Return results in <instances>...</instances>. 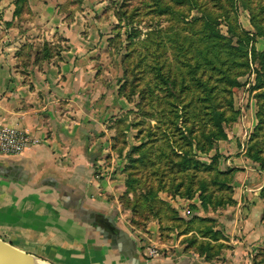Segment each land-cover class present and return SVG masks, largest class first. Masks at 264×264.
<instances>
[{
	"label": "crops",
	"instance_id": "0c3cea01",
	"mask_svg": "<svg viewBox=\"0 0 264 264\" xmlns=\"http://www.w3.org/2000/svg\"><path fill=\"white\" fill-rule=\"evenodd\" d=\"M103 5L27 0L16 14V0H0V127L33 140L19 154L0 153V237L51 264H248V242L264 234V178L238 176L236 203L215 210L197 196L158 193L187 220L217 219L231 245L218 260L186 247L194 230L162 231L157 218L139 225L123 203L126 153L137 139L133 127L124 142L118 131L135 105L119 92L121 53ZM240 160L245 175L261 172L243 153Z\"/></svg>",
	"mask_w": 264,
	"mask_h": 264
},
{
	"label": "trees",
	"instance_id": "16d2710c",
	"mask_svg": "<svg viewBox=\"0 0 264 264\" xmlns=\"http://www.w3.org/2000/svg\"><path fill=\"white\" fill-rule=\"evenodd\" d=\"M162 1L155 0V6H159L155 9L163 11L173 6V2L164 0L161 8ZM188 2L189 10L196 8L202 12L201 16L193 17L191 11L182 10L181 24L147 33L148 42L153 44H148L144 52L134 49L135 41L128 38L122 61L125 80L119 92L129 100L138 93L139 100L129 112L131 118L128 115L121 118L123 125L118 131L123 138L126 130L133 127L137 139L126 153V190L122 201L139 225L157 218L162 231L173 227L185 232L194 230L183 239L186 247L211 261L231 247L223 241V232L216 228V218L195 214L187 220L158 193L166 191L190 199L197 196L205 211L236 203L232 180L236 168L219 167L222 153L217 142L228 138L225 125L236 119L233 89L240 85L239 76L250 69L251 61L258 65L252 88L259 91V109L258 124L246 154L264 170V50L253 44L256 35L264 36V24H254L256 30L252 34L237 24L235 16V5L239 2L250 11L256 9V13L251 11L254 20L259 17V10L264 11V0ZM26 3L27 0H16L15 13L19 14ZM221 17L228 21L226 34L220 28ZM196 20L201 24H192ZM131 33L136 34V30H131L128 36ZM111 41L113 46L121 45L119 32ZM42 51L44 57H49L46 47ZM214 148L209 161L201 158V154ZM118 149L121 151L122 146ZM260 197L264 202V184ZM191 208L199 209L196 204H191Z\"/></svg>",
	"mask_w": 264,
	"mask_h": 264
},
{
	"label": "rangeland",
	"instance_id": "374dc122",
	"mask_svg": "<svg viewBox=\"0 0 264 264\" xmlns=\"http://www.w3.org/2000/svg\"><path fill=\"white\" fill-rule=\"evenodd\" d=\"M163 1L160 3L161 8H163L165 5ZM88 2H90V4L93 3V5L98 2L104 3L103 6L105 8V16H110V21L108 24H114L111 39L115 37L117 32H119L122 43L119 46L117 45V47L113 46L112 44V47L114 53H121V66L123 65L122 61L126 54V46L129 41L128 38H132V40L135 41L134 49H137V51L141 50L144 52L147 45L152 43L148 42L147 39L149 38L147 37V33L149 31H152L153 29L159 30V28H165L166 26L168 27L170 26V24H181L182 21L179 20V18H181L179 17V13L182 10L186 13L191 11L190 14L191 16L193 15V17L201 16L202 14V12H200L196 8L189 10L190 3L188 2V0H170V2H173V6L170 9H163V11L155 9L159 8V6H155V0H88ZM254 4H256L255 8H257L259 5L258 3ZM235 8L237 24H239L241 28L248 30L253 34L256 30L254 24H256L257 22L260 24H264V11L259 10V17L254 18V20H252L251 11H253V13H256V9L250 11L249 8L243 7L239 2L235 5ZM258 8L260 9V7ZM216 9L220 10L218 8ZM25 10L26 5L22 9V11ZM191 16H189V18ZM103 20L107 24L108 18L106 19L105 17ZM227 22L228 21L221 17L219 24L224 34L227 33ZM192 24H201V22L200 20H196L193 21ZM133 29L136 30V34L131 33V35L128 36L131 30ZM253 44L258 50H264V36L256 35L254 37ZM31 49V46H28L26 48L25 52L27 56H29V51ZM170 52L171 50L168 51L169 56L171 58L172 56ZM132 56H135L134 58H136L137 54H134ZM257 66L258 65L256 62L251 61L250 69L245 74L239 76V80L241 83L239 86L233 89L232 93L233 105L234 108L238 110V114L236 115L235 120L229 121L225 125L228 138L220 139L217 142V149L219 150V148L222 147L225 151H228V154L222 153L219 162V167L223 169H226L228 167L236 168L233 173V181L237 179L238 176L241 177V175H244L242 179L246 180L247 178V181H255L257 184H259L264 178V170H261L260 172L259 170L254 169L252 170V174L245 175L244 173H242L243 168L240 166L241 155L243 153L244 156H247V148L250 142L252 141V135L258 124L257 111L259 109V105L257 93L259 91L252 88L256 83ZM122 71L124 72L123 66ZM122 78L124 79V75H122ZM120 81L121 82L119 83L121 84L124 82L122 80ZM138 100L139 96L138 93H136L132 96L131 101H133L135 105ZM229 135L231 136L230 139ZM214 153L215 148L206 154H201L200 156L203 160L209 161L211 155ZM230 159L231 164L230 162H228L230 161ZM222 162L224 163L222 164ZM226 162H228L229 165L225 164ZM222 165L224 167H222ZM215 221L216 227L218 228L219 222L217 221V219ZM218 229L221 230V227ZM247 246L248 253L246 255H248L249 259L248 264H264V234L261 238H257L254 241L248 242ZM216 260H218V258H216Z\"/></svg>",
	"mask_w": 264,
	"mask_h": 264
},
{
	"label": "built area",
	"instance_id": "2783aa9c",
	"mask_svg": "<svg viewBox=\"0 0 264 264\" xmlns=\"http://www.w3.org/2000/svg\"><path fill=\"white\" fill-rule=\"evenodd\" d=\"M33 140L29 135L19 129L0 127V153L16 155L24 151ZM151 255L157 256L159 250L152 248Z\"/></svg>",
	"mask_w": 264,
	"mask_h": 264
},
{
	"label": "water",
	"instance_id": "95a60500",
	"mask_svg": "<svg viewBox=\"0 0 264 264\" xmlns=\"http://www.w3.org/2000/svg\"><path fill=\"white\" fill-rule=\"evenodd\" d=\"M36 259L45 261L0 237V264H36Z\"/></svg>",
	"mask_w": 264,
	"mask_h": 264
},
{
	"label": "bare ground",
	"instance_id": "6f19581e",
	"mask_svg": "<svg viewBox=\"0 0 264 264\" xmlns=\"http://www.w3.org/2000/svg\"><path fill=\"white\" fill-rule=\"evenodd\" d=\"M36 264H48V263L45 262V261H42V260L36 259Z\"/></svg>",
	"mask_w": 264,
	"mask_h": 264
}]
</instances>
